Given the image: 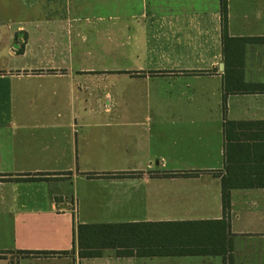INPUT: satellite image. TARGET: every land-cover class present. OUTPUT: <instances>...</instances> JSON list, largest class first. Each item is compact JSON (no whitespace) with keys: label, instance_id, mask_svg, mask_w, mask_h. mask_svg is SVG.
<instances>
[{"label":"crops","instance_id":"0c3cea01","mask_svg":"<svg viewBox=\"0 0 264 264\" xmlns=\"http://www.w3.org/2000/svg\"><path fill=\"white\" fill-rule=\"evenodd\" d=\"M228 13L224 43L221 0H0V264H264V0ZM206 221L225 255L76 244Z\"/></svg>","mask_w":264,"mask_h":264},{"label":"trees","instance_id":"16d2710c","mask_svg":"<svg viewBox=\"0 0 264 264\" xmlns=\"http://www.w3.org/2000/svg\"><path fill=\"white\" fill-rule=\"evenodd\" d=\"M221 14L222 36L225 43L231 40L228 33V0H221ZM242 88L244 91L264 92V86H243ZM26 180L38 181L41 178ZM229 202V194L224 187L225 211L229 209ZM229 233V224L226 221L79 225L76 228V244L82 258L100 257L106 249L117 250L120 257L217 256L227 253L226 242ZM21 254L26 257H37L66 253L24 252ZM6 255V253H0V258H5Z\"/></svg>","mask_w":264,"mask_h":264},{"label":"rangeland","instance_id":"374dc122","mask_svg":"<svg viewBox=\"0 0 264 264\" xmlns=\"http://www.w3.org/2000/svg\"><path fill=\"white\" fill-rule=\"evenodd\" d=\"M52 8H53V7H51V9H52ZM42 9H44V8H40V9H39V12H40ZM54 9L57 10L56 8H54ZM40 13H41V12H40Z\"/></svg>","mask_w":264,"mask_h":264}]
</instances>
